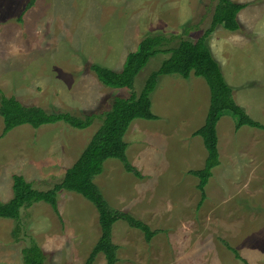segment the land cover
Here are the masks:
<instances>
[{
  "label": "rangeland",
  "instance_id": "obj_1",
  "mask_svg": "<svg viewBox=\"0 0 264 264\" xmlns=\"http://www.w3.org/2000/svg\"><path fill=\"white\" fill-rule=\"evenodd\" d=\"M233 1L246 4L237 15L240 28L219 25L206 42L221 58L226 80L233 78L234 99L243 107L244 77L264 79V0ZM30 2L0 0V90L47 112L99 117L116 96L139 94L181 39L203 36L218 0H35L28 7ZM151 34L169 40L139 72L133 89L98 79L93 64L122 70L128 54ZM210 96L206 80L193 72L188 78L161 75L151 95L158 119H134L124 137L141 177L109 158L94 178L113 208L156 230L147 241L143 231L118 220L112 230L116 264H246L231 247L248 264H264V129H236L235 118L225 112L217 124L220 164L201 204L199 180L190 173L204 167L208 154L194 131L205 123ZM255 98L264 101V94ZM251 111L257 119L246 113L264 125V106L255 110L259 114ZM101 122L96 118L83 129L62 121L24 124L2 135L0 116V201L13 197L14 175L35 188H51ZM58 208L60 215L40 201L23 208L18 222L0 217V264H23L30 239L44 251V264H86L101 235L99 213L91 201L64 189ZM93 264H107L104 254Z\"/></svg>",
  "mask_w": 264,
  "mask_h": 264
},
{
  "label": "trees",
  "instance_id": "obj_2",
  "mask_svg": "<svg viewBox=\"0 0 264 264\" xmlns=\"http://www.w3.org/2000/svg\"><path fill=\"white\" fill-rule=\"evenodd\" d=\"M30 1L28 7L35 2V0ZM245 6L246 4L233 0H218L211 24L203 36L197 41L181 39L177 46L166 51L169 52V57L151 72L139 94L132 91L129 97L116 96L111 107L99 117L96 113L80 117L70 112H47L39 106L24 105L15 96H6L0 90V116L4 123L2 135L24 124L38 128L41 125L62 121L72 127L83 129L89 127L96 118L102 121L76 161L66 169L63 178L51 188L46 190L35 188L23 175H14L13 197L8 202L0 201V217L18 222L23 208L40 201L48 203L60 215L58 193L64 189L76 192L91 201L99 213L101 235L90 252L86 264H93L99 253L104 254L107 264H116L118 246L112 239V230L118 220H124L131 227L143 231L146 240L150 241L156 230H152L147 223L133 214L113 208L94 178L103 172L104 163L109 158L120 160L126 171L141 177L140 171L132 165L126 153L128 143L124 136L129 125L138 118L147 120L158 118L152 111L151 95L161 75L179 74L188 78L192 72L206 80L211 93L205 123L194 131L195 135L202 137L208 154L203 168L190 170V173L199 180L197 186L202 193L201 204L206 199L205 186L213 175V168L220 164L217 124L221 116L229 112L236 120V129L244 125L264 129L263 124L251 118L235 101L233 87L226 81L220 63L206 42L219 25L230 31L238 30L240 24L237 15ZM167 40L169 38L164 34L144 37L137 49L128 54L122 70H114L100 64H93L91 68L104 85L111 88L133 89L139 72L147 65L151 56L161 50V45ZM231 249L238 258L248 264L235 248L231 247ZM23 254V264L45 263L44 251L34 239H30V245L23 250Z\"/></svg>",
  "mask_w": 264,
  "mask_h": 264
},
{
  "label": "crops",
  "instance_id": "obj_3",
  "mask_svg": "<svg viewBox=\"0 0 264 264\" xmlns=\"http://www.w3.org/2000/svg\"><path fill=\"white\" fill-rule=\"evenodd\" d=\"M214 53V52H213ZM214 55V57L215 58H217L218 59V62H221L220 60H221V58L219 57V56H217V55H215V53L213 54ZM251 63V62H250ZM223 72V71H222ZM226 79V78H225ZM230 80H233V78H230ZM228 81V79L226 80V81H228V83L231 85V81ZM246 80V81H245ZM244 81L245 82H243V89L244 90H242V94H243V96L245 97L244 98V100H245V102H244V105H243V107H244V109L246 110V111H248L249 112V114H250V116H253L254 118H258V116L257 115H252L251 113H252V111L251 110H253V114H259V111L257 112V113H254L255 112V110L256 109H258V110H260L261 108H262V106H264V101L262 100V99H258V98H255L256 97V95H258V94H264V86H262V87H258L260 84H264V79L263 78H261V77H258V76H249L248 77V75H246V77H244ZM252 81V82H251ZM254 84H255V86H254ZM232 86V85H231ZM254 86V87H253ZM256 93H258V94H256ZM234 97H236L237 98V96H236V94L234 93ZM251 97V99H249ZM235 98V99H236ZM258 99V100H257ZM257 116V117H256ZM158 119V118H157ZM255 119V120H256ZM154 120V119H153ZM257 121V120H256ZM196 131V130H195ZM127 133V132H126ZM125 136H126V134H125ZM124 136V137H125ZM125 141H126V139H125ZM127 143H128V141H126ZM128 172V171H127ZM95 181V180H94ZM98 185V184H97Z\"/></svg>",
  "mask_w": 264,
  "mask_h": 264
}]
</instances>
